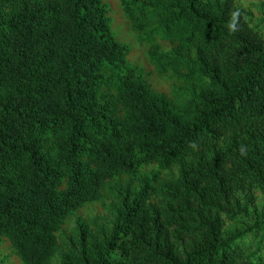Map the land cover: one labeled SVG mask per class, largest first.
Masks as SVG:
<instances>
[{
  "label": "trees",
  "instance_id": "obj_1",
  "mask_svg": "<svg viewBox=\"0 0 264 264\" xmlns=\"http://www.w3.org/2000/svg\"><path fill=\"white\" fill-rule=\"evenodd\" d=\"M0 0V264H264V1Z\"/></svg>",
  "mask_w": 264,
  "mask_h": 264
},
{
  "label": "rangeland",
  "instance_id": "obj_2",
  "mask_svg": "<svg viewBox=\"0 0 264 264\" xmlns=\"http://www.w3.org/2000/svg\"><path fill=\"white\" fill-rule=\"evenodd\" d=\"M241 4L247 5L250 3H260L264 0H238ZM105 3L110 7V20L113 24L114 33L121 39L122 42L131 47L128 57L129 65L137 69H146L153 76L154 81L160 84L159 80L153 74L154 70L147 62L145 49L136 41L134 35L130 32L127 23L123 20V16L119 11L118 0H105Z\"/></svg>",
  "mask_w": 264,
  "mask_h": 264
}]
</instances>
